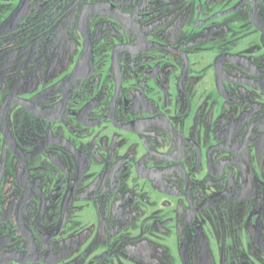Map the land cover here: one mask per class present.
<instances>
[{
  "label": "flooded vegetation",
  "instance_id": "obj_1",
  "mask_svg": "<svg viewBox=\"0 0 264 264\" xmlns=\"http://www.w3.org/2000/svg\"><path fill=\"white\" fill-rule=\"evenodd\" d=\"M70 252L264 264V0H0V264Z\"/></svg>",
  "mask_w": 264,
  "mask_h": 264
},
{
  "label": "rangeland",
  "instance_id": "obj_2",
  "mask_svg": "<svg viewBox=\"0 0 264 264\" xmlns=\"http://www.w3.org/2000/svg\"><path fill=\"white\" fill-rule=\"evenodd\" d=\"M6 118H7V117H6ZM19 242L22 243V244L25 243V241H23V239H22V240H19ZM87 250H89V251H91V252L93 251L92 248H88ZM54 252H57V251H54ZM54 252H53V253H54ZM71 254H72V252H70V253H68V255H66V256L69 258V260H67L68 263H69V264H80L81 262H82V263H85V262H86L85 259L88 258V257L90 256L91 253H88V252L85 251V252H84V255L82 254V261H81V259L78 260V258H79L78 256H76V258H74V259H71ZM54 255H55V254H54ZM55 257L58 258L56 255H55ZM123 258H124V257H123ZM80 261H81V262H80ZM118 264H122V263H118Z\"/></svg>",
  "mask_w": 264,
  "mask_h": 264
}]
</instances>
